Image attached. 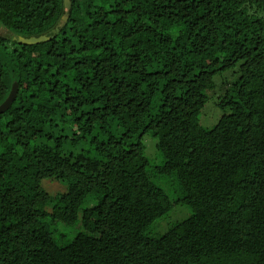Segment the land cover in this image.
Masks as SVG:
<instances>
[{
  "label": "trees",
  "instance_id": "1",
  "mask_svg": "<svg viewBox=\"0 0 264 264\" xmlns=\"http://www.w3.org/2000/svg\"><path fill=\"white\" fill-rule=\"evenodd\" d=\"M69 1L0 0V30L58 28L0 33V105L19 85L0 114V264H264V0ZM211 91L224 114L205 128ZM179 203L191 216L150 236Z\"/></svg>",
  "mask_w": 264,
  "mask_h": 264
},
{
  "label": "rangeland",
  "instance_id": "2",
  "mask_svg": "<svg viewBox=\"0 0 264 264\" xmlns=\"http://www.w3.org/2000/svg\"><path fill=\"white\" fill-rule=\"evenodd\" d=\"M236 79V74L233 70L225 72L221 77H217L216 81L218 84V90L224 89L226 84L223 83L229 82ZM229 83H227L228 86ZM221 94V91H217ZM210 99L202 109L200 113V124L205 128H212L218 122L219 118L224 114V112L216 105L215 92L211 91L209 93ZM142 143L145 148V152L147 157L150 159L151 166L148 169V174L150 179L157 184L161 189H163L173 200L176 202L178 199V181L175 176H166L161 177L156 167L159 166L163 159L157 150L156 144L157 140L151 136V134H146ZM42 187L49 193V195L54 198L59 194L66 192V185L63 183L53 180V179H45L42 181ZM88 206V205H86ZM192 214V210L189 206L184 204H177L174 206L173 210L167 214L166 216L157 220L148 230V234L152 237H160L164 235L174 224L179 223L187 218H189ZM57 234L54 235L57 243L60 245H66L69 243L79 232L83 231V226L81 225V221L77 222L74 225H65L59 223ZM61 233L64 234L61 236Z\"/></svg>",
  "mask_w": 264,
  "mask_h": 264
},
{
  "label": "water",
  "instance_id": "3",
  "mask_svg": "<svg viewBox=\"0 0 264 264\" xmlns=\"http://www.w3.org/2000/svg\"><path fill=\"white\" fill-rule=\"evenodd\" d=\"M69 8H70V1L66 0V2H65V11H66V13H68ZM66 18L67 17H64V21L66 20ZM57 31H58V28H55L53 31H51L48 34L38 35V36H31L29 38L16 36V35L12 34L11 32H8V30H6L4 28H2L0 30V33L5 38H9L10 37L13 40H18L21 43H25V44L31 45V44H36V43H41L43 41H47L49 38H51V36H54L57 33ZM18 91H19V85H18V83L15 82L13 84V86H12V89H11V92H10L9 96L0 105V114L8 111L11 108L14 100L17 97Z\"/></svg>",
  "mask_w": 264,
  "mask_h": 264
}]
</instances>
